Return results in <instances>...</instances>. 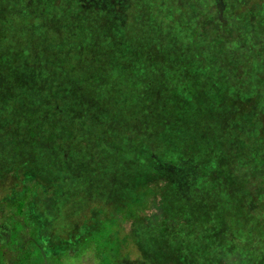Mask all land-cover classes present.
Returning a JSON list of instances; mask_svg holds the SVG:
<instances>
[{
  "label": "trees",
  "instance_id": "16d2710c",
  "mask_svg": "<svg viewBox=\"0 0 264 264\" xmlns=\"http://www.w3.org/2000/svg\"><path fill=\"white\" fill-rule=\"evenodd\" d=\"M179 12L190 19L180 0H0V264H64L49 253L62 234L98 264H264V68L211 94L208 117H181L179 90L154 101L188 66L165 47ZM148 79L162 86L143 93ZM150 110L164 119L146 126ZM206 224L179 249L175 233Z\"/></svg>",
  "mask_w": 264,
  "mask_h": 264
},
{
  "label": "rangeland",
  "instance_id": "374dc122",
  "mask_svg": "<svg viewBox=\"0 0 264 264\" xmlns=\"http://www.w3.org/2000/svg\"><path fill=\"white\" fill-rule=\"evenodd\" d=\"M253 1L180 0L191 17L190 19L185 18L184 13L179 12L180 20L172 25L173 29L177 26L175 33L171 35L173 38L170 39L171 43L165 47L168 53L173 55L172 65L179 67L188 63V66L187 69H178V76L171 82L173 85L178 82V89L175 91L167 89L166 92H160L158 94L162 95H156L154 101H165L167 94H175L179 90V105L185 108L180 116H185V112H192V118H196L200 115L199 107L205 110L204 116L210 115L211 94H215L213 99L219 101L223 99V94H235L234 89L238 88L240 83L248 84L250 87L254 85L251 79L254 75L260 74L259 72L264 68V0H255L257 2L255 4H252ZM211 5H214L215 9H211ZM240 7H242L240 11H234L239 10ZM168 53L164 52L165 55ZM129 57L132 62L136 56ZM151 62L155 65L153 59ZM149 71H151L150 75L157 79L156 74L152 73L153 70ZM261 77L264 80V75H258L257 80ZM131 81L129 87L134 86L135 80ZM157 86L160 88L162 84H156L152 79H148L147 83H141L143 93L147 94L155 91ZM261 91L264 93V89ZM151 112L152 110L147 114L148 118L144 123L146 126H152L157 119L160 121L164 119V115L160 117L162 114ZM170 116L165 117L170 118ZM190 196L194 202H205L202 208L206 207L207 198L196 193ZM176 199L181 201L179 196L173 198V200ZM182 202V210L185 207L187 210H193ZM171 210L173 207L169 208V211ZM201 230L209 234L213 233L210 231V224H206L200 230L192 227L191 232L188 233L191 238L187 237V230L175 233L174 241L183 251L182 248H186V243L192 241L193 233L198 236ZM133 236L136 239L157 240L158 242L162 239L158 236V232L144 226L134 228ZM5 238L6 234L0 231V242H3ZM205 241L210 243V238ZM56 242L59 247L49 252L52 258L60 255L64 264H98L94 251L86 249L76 252L74 249L76 243L70 241L65 235L59 236ZM220 247H225L224 242ZM204 262L206 261H196L197 264H204Z\"/></svg>",
  "mask_w": 264,
  "mask_h": 264
}]
</instances>
